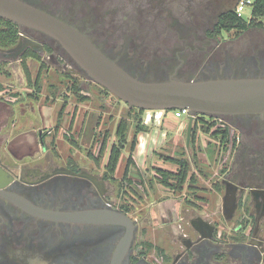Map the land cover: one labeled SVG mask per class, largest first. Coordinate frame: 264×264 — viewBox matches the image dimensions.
<instances>
[{
    "label": "flooded vegetation",
    "instance_id": "flooded-vegetation-1",
    "mask_svg": "<svg viewBox=\"0 0 264 264\" xmlns=\"http://www.w3.org/2000/svg\"><path fill=\"white\" fill-rule=\"evenodd\" d=\"M22 1L81 30L70 20L74 0ZM169 32L177 34L150 32L144 38L151 40H141L130 53L122 52L120 46H102L88 36L124 70L145 81L179 79V71L190 68L197 71L196 78L264 75V39L251 38L253 42L244 45L235 58V46L226 48L217 24L199 36L195 30L188 32L201 39L182 51L174 39L182 32ZM162 39L165 47L160 45ZM22 46L6 55H23L26 49ZM6 100L12 99L7 96ZM6 106L8 102L3 103ZM218 116L228 117L233 129L229 143L235 155L227 170L221 171L219 187L224 196L233 192L237 198L229 218L241 209L230 231L209 216L205 220L196 209L182 207L179 218L170 222L175 215L170 207L162 211L157 207L162 215L150 227L148 218L134 216L128 205L122 186L127 183L125 171L118 181L108 176V161H78L77 146L64 158L56 145V133L62 127L58 126L59 112L49 130L36 115L39 125L28 129H17L9 119L4 125L0 115V174L8 182L0 187V264H116L119 252L124 254L119 264H264V112ZM27 132L35 136V147L15 155L10 145L14 139H24L21 135ZM241 201L245 203L242 207ZM28 204L55 211L112 210L127 214L133 222L128 226L48 219L30 212Z\"/></svg>",
    "mask_w": 264,
    "mask_h": 264
},
{
    "label": "rangeland",
    "instance_id": "rangeland-1",
    "mask_svg": "<svg viewBox=\"0 0 264 264\" xmlns=\"http://www.w3.org/2000/svg\"><path fill=\"white\" fill-rule=\"evenodd\" d=\"M236 4L237 0H220L219 3H216V0H74V7L71 10L73 16L70 20L102 46L103 43L107 46H120L124 53L135 51V47L137 48L138 43L143 39L150 41V37L144 38V36H150L152 31L164 32V36H175L177 33L173 35L169 32L172 30L182 32L179 38H174L178 40L176 47L182 51L183 47H193L201 39L188 32L195 30L198 36L202 35L205 29L217 24L222 14L234 10ZM251 12L252 7L245 8L246 19L251 16ZM25 28L24 35L45 46L40 48L23 45L22 35L14 46L8 49L0 46V85L3 90H0L1 123L4 124L5 119L15 121L17 129L38 126L37 120L41 117L35 109L40 105H46L56 109L47 118L45 123L48 124L50 121L53 122L55 114L58 115L61 105L67 104V109L69 108L70 111L64 112L60 126L70 135L66 132L62 134L60 129L61 132L56 133V145L64 154V158L68 151L73 149L72 146H77L75 157L85 163L108 160L112 145L119 140L118 124L126 120L129 141L122 151L114 174L119 181L125 171L135 127L143 112L119 99L87 76L81 68L70 61V56L54 38L43 32ZM220 36L226 48L229 49L230 45L235 46L233 55L238 58L244 45H250L253 39L256 41L264 39V28L255 26L248 30H221ZM160 42V45L165 47L164 39ZM21 46L25 49L32 47L41 55V60L33 58L26 60L30 77L26 73L20 52L16 55H6L7 51L17 50ZM222 57L224 58L225 55ZM39 74L37 88L34 81ZM178 76L179 79L190 80L196 78L197 71H192L191 68L183 69L179 71ZM76 87L82 88L80 92L87 96V99L79 100L78 94L75 93ZM7 96L11 99L16 97L17 100L13 103L6 100ZM4 102H8L11 108L3 107ZM32 104L34 108L30 111L29 106ZM50 111L46 109L45 114L42 115L45 117L47 113L51 114ZM74 111H79V115L77 122L74 121L75 127L71 129L68 124ZM84 113L89 117L87 118L89 124L81 137L79 126ZM35 115L37 120L36 117L34 118ZM222 117L208 115L200 117L195 141L192 142L191 139L189 145L187 127L179 138L170 134L166 144L148 151L145 164H137L136 161L143 159L135 158V164L132 165L128 178L125 177L127 183L122 184L123 187L125 185L126 200L134 216L141 214L147 217L151 227L159 222L157 219L162 215L161 212L157 213V207L161 211L167 207L173 209L172 200H176L180 208H194L230 231V227L235 225V216L241 209L232 219L225 216L224 192L219 188L222 185L221 171L227 170L232 164L235 154L230 141L221 138L225 127L233 130L229 118ZM83 143L86 146H83ZM104 143L105 148L102 152L101 145ZM172 157L187 161L189 177L183 189L175 186L176 180L173 174L180 168L176 161L171 160ZM191 176L195 177L192 182L189 180ZM164 180H168V183ZM240 203L241 207L242 203L245 205L243 201ZM155 235L160 237L158 233Z\"/></svg>",
    "mask_w": 264,
    "mask_h": 264
},
{
    "label": "water",
    "instance_id": "water-1",
    "mask_svg": "<svg viewBox=\"0 0 264 264\" xmlns=\"http://www.w3.org/2000/svg\"><path fill=\"white\" fill-rule=\"evenodd\" d=\"M0 18L54 38L87 76L132 107L143 110H192L187 129L188 145L191 142L196 113L228 115L264 112V75L145 81L124 70L79 28L22 0H0ZM23 40V45L44 47L43 43L29 36L23 35ZM4 178L6 179L0 174V180ZM7 184V180L0 182V187ZM229 184L233 185L232 182ZM236 202L233 192L226 193V217L234 212ZM27 206L30 212L54 220L121 223L128 226L133 222L127 214L106 209L55 211L31 204ZM171 210L175 215L169 222L179 218V214ZM122 255L123 252H119L116 264H119Z\"/></svg>",
    "mask_w": 264,
    "mask_h": 264
},
{
    "label": "trees",
    "instance_id": "trees-1",
    "mask_svg": "<svg viewBox=\"0 0 264 264\" xmlns=\"http://www.w3.org/2000/svg\"><path fill=\"white\" fill-rule=\"evenodd\" d=\"M255 26L264 28V0L255 1L253 8H252V16L249 19L239 17L234 9V10H230L222 14L217 22V28L219 29V31L221 30L229 31L232 29L248 30L251 27H255ZM25 30L26 28L24 29V27L22 28L18 24H15L11 21L0 18V46L3 48H9V47L14 46L15 44H17L18 40L23 34V31ZM21 58L23 59V64L25 66L26 73L28 77H30V71H29V67H28L26 60L28 58L41 60V55L39 54V52L34 50L32 47H29L25 50ZM70 61L74 63L75 66L79 67L73 61L71 57H70ZM39 80H40V74H39V77L36 78V80L34 81L36 84L35 86L37 88H38L37 84L39 83ZM72 83L75 86V83L74 82ZM1 89H2V86L0 85V90ZM81 90L82 88L76 87L75 93L76 95L78 94L79 100L83 101L84 99H87V96L82 94L80 92ZM65 108H66V104H63L61 109L59 110L58 126H60L62 122V117L64 115ZM139 110L140 112H144L143 109H139ZM198 122L199 121H196L193 127V133H192V138H191L192 142L195 141L196 133L198 130ZM212 124H215V123H212ZM144 129H145V125L143 124V119L140 116V121L137 123L135 127V134L132 138L131 145H130V153L127 158V163L125 167V177L126 178H128L129 176V172H130L132 165L135 164V158L133 156V153L137 145L138 133L140 131H143ZM127 131H128V122L126 120L120 121L117 127V135L119 137V140L117 143H114L112 145L109 158L107 160L108 161V164H107L108 173L107 174L111 178L115 177L114 174L117 171V165L121 158L122 151L126 148L128 144L129 139H128ZM221 138L222 140L223 139H227L228 141L231 140V133H230L229 128L225 127ZM104 148H105V143L102 144V148H101L102 152L104 151ZM171 160L176 161L179 164V168H180L177 173L173 174V177L176 180L175 186L179 187L180 189H183L184 184L187 182V179L189 177L187 161H185L184 159H175L173 157ZM194 178L195 177L191 176L189 178L190 182L194 181ZM165 182L168 183V180H166Z\"/></svg>",
    "mask_w": 264,
    "mask_h": 264
},
{
    "label": "crops",
    "instance_id": "crops-1",
    "mask_svg": "<svg viewBox=\"0 0 264 264\" xmlns=\"http://www.w3.org/2000/svg\"><path fill=\"white\" fill-rule=\"evenodd\" d=\"M15 100H16L15 98H12L11 101L13 103H15L14 102ZM62 105H61V107H62ZM29 107H30V111H31V109H33V105L29 106ZM45 108L47 109V111L51 110L52 112L50 111L51 114L47 113L46 114L47 116L44 117L42 114H45V110H46ZM52 108H53L52 106L46 107V105H40L38 108V109H40V111H39L40 116L43 120V128H46L48 130L55 125L56 120H57V115L55 114V118L53 119V122L50 121L48 124L45 123L47 118H49V116L53 114V110L55 108H53V109ZM38 109L36 108L35 110H38ZM69 111H70V109L69 108L67 109V104H66L65 112H69ZM161 112L162 111H160V110H144V112L141 115V117L143 119V124L145 125V129L138 133L137 145H136V148H135L134 153H133L134 158H136L137 160L143 159L142 161H136L137 164H139V165L146 163V161H144V160L147 156L148 151H151V150L156 149V148H160L161 146L166 144L169 136H171L170 134H174L175 138H179L181 136V133H183L186 130V128L188 127L187 125H188L189 119H187L186 117L185 118H176L171 113L170 114H163ZM78 115H79V111L76 112V115L74 117V121H76V122H77ZM88 115H90V114L88 113ZM87 118H89L87 116V113H84L83 118L81 119L80 126H79V130H80L79 135L84 134V130H85L86 126H88V124H89V120L87 122ZM83 119H85V122H84L85 124L83 123ZM71 121L72 120H70L68 127L69 128L72 127L71 129H73V126L75 127L76 122L74 123V121H72V122ZM71 123H72V125H71ZM61 129L63 132L64 127H61ZM23 136H24V139H20V140H19V138H17L16 140L14 139V142L10 145L13 152L15 153V155L16 154L18 155L19 152H27L29 149L35 147V144H34L35 143L34 142L35 136H33V134H31V132L24 133L21 135V137H23ZM109 154H110V152H109ZM172 201H173L172 208H173L174 212L176 214H179L180 205L178 204V202L176 200H172ZM200 214L205 220H207L208 215L205 217L204 213L200 212Z\"/></svg>",
    "mask_w": 264,
    "mask_h": 264
},
{
    "label": "built area",
    "instance_id": "built-area-1",
    "mask_svg": "<svg viewBox=\"0 0 264 264\" xmlns=\"http://www.w3.org/2000/svg\"><path fill=\"white\" fill-rule=\"evenodd\" d=\"M255 1L256 0H237V4H236V8H235L237 15L239 17L245 18V16H244L245 8L248 6L253 8ZM251 16H252V12H251ZM160 111H162L161 113H163V114H170L171 113L176 118L186 117L187 119H189V116L193 114L192 110H190L189 108H178V109H174V110H160ZM206 116L207 115H205V114L196 113L195 114V121H198L199 119L206 117ZM208 116L217 117L218 115H208Z\"/></svg>",
    "mask_w": 264,
    "mask_h": 264
}]
</instances>
